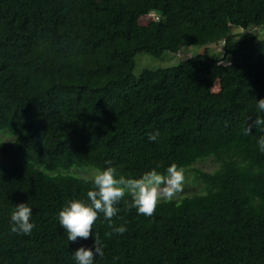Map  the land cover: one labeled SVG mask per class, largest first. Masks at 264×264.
I'll use <instances>...</instances> for the list:
<instances>
[{
  "label": "trees",
  "instance_id": "1",
  "mask_svg": "<svg viewBox=\"0 0 264 264\" xmlns=\"http://www.w3.org/2000/svg\"><path fill=\"white\" fill-rule=\"evenodd\" d=\"M148 14L157 20L141 24ZM234 26H264V0H0V264H76L94 237V264H264V126L245 132L264 119V46ZM220 41L216 56L134 76L138 52ZM209 157L215 170H193L204 191L151 217L125 197L87 240L59 224L93 187L73 166L138 178ZM20 203L33 211L29 235L11 231Z\"/></svg>",
  "mask_w": 264,
  "mask_h": 264
},
{
  "label": "clouds",
  "instance_id": "2",
  "mask_svg": "<svg viewBox=\"0 0 264 264\" xmlns=\"http://www.w3.org/2000/svg\"><path fill=\"white\" fill-rule=\"evenodd\" d=\"M257 108L264 111V98L257 100ZM253 126H264V119L257 117L253 120L245 129L246 134L251 133ZM158 135V132L154 133L149 139L155 141ZM258 146L259 150L264 152V136L259 138ZM158 167L159 165L138 178L118 174L115 167L96 169L91 180L93 187L86 194L89 202L74 199L59 211V224L66 230L68 240L76 242L78 239L87 240L92 237L93 225L99 214L103 213L104 218L111 222L119 211L117 205L125 197H130L129 208H135L138 214L151 217L161 201H171L177 193L182 192L185 182L184 169L173 163L165 173H161L157 170ZM32 212L27 203L16 205L10 214L11 231L31 234L34 228V224L30 222ZM109 226L111 227V223ZM114 230L123 234L126 228L121 225ZM103 255V245L98 237H94L93 247L82 245L74 251L76 264H94L95 257Z\"/></svg>",
  "mask_w": 264,
  "mask_h": 264
},
{
  "label": "rangeland",
  "instance_id": "3",
  "mask_svg": "<svg viewBox=\"0 0 264 264\" xmlns=\"http://www.w3.org/2000/svg\"><path fill=\"white\" fill-rule=\"evenodd\" d=\"M156 18V14H148L147 16L141 18L140 23L147 24L150 20H155ZM232 32L246 37L255 36L257 41L261 42L264 46V26L249 29L234 26L232 27ZM222 48L223 43L220 41L206 45L183 46L176 52L164 51L159 57L149 55L145 52H138L134 56L133 73L136 78H139L145 70H154L158 68L175 66L187 58L201 53H207L209 56H216L222 52ZM213 90H218L217 84L213 86ZM0 139L8 140L10 139V136L6 134H0ZM216 167L217 164L209 157L203 160H198L190 167L185 168V182L183 185V191L177 193L173 199L178 200L185 195L204 191L203 184L195 179L193 170L199 169L201 171L212 172ZM69 170L78 176L92 178L96 168L93 166H73Z\"/></svg>",
  "mask_w": 264,
  "mask_h": 264
}]
</instances>
